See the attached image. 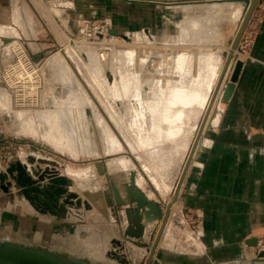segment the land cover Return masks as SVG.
<instances>
[{
  "label": "rangeland",
  "instance_id": "374dc122",
  "mask_svg": "<svg viewBox=\"0 0 264 264\" xmlns=\"http://www.w3.org/2000/svg\"><path fill=\"white\" fill-rule=\"evenodd\" d=\"M2 3L4 2L0 0V19H3L0 28L7 25L17 29L19 38L3 40V47L0 46L3 49L0 52V172H8L18 163L27 164L31 174L33 170H51L55 167L58 173L70 179L69 191L80 197V215L83 218L80 221L74 220L77 217L68 212L66 217L52 215L56 223L44 224L39 218L44 219L47 215L31 207L19 195V188L12 185L9 192L0 189V192L5 193H0V243L6 241L17 246L25 244L41 250L73 253L70 255L80 256V259L126 258L139 262L144 259V255L148 256V250H154L150 264L161 261L179 264L186 258L191 259V264H236V261L216 263L217 259L199 258L200 252L196 246L183 249L158 246L164 229L160 233L161 227L158 228V234L155 235L157 243L151 238H154L159 220L148 223L143 219L141 224L146 229L145 236L133 239L130 246L124 242V237H130L125 234L127 230L123 231V225L118 223L116 231L113 230L115 223L111 221V208L120 207L115 204L114 185L119 191L125 192L123 185H131L130 174L133 171L139 174L138 179L135 178V188L155 197L160 202L164 215L169 205L173 207L174 197L177 193L179 195L184 182L183 180L180 184L193 147L196 129L204 120L202 99L209 90V83L198 78L203 74V65L197 63L206 54L212 62L211 67H220L218 69L223 70L222 65L224 63L225 66L227 62L224 44L227 45L228 39L213 43L203 40V36L194 33L189 24L195 20L213 18L215 29L219 28L228 38L240 17L239 7L231 8L232 17L224 18L221 14L206 10L198 2L175 3L167 7L146 3L130 4L122 0H11L16 11L13 14L10 7ZM263 17L264 0L251 15L246 32L243 33L240 52L246 53V58L261 32ZM84 27L86 31L83 33ZM104 27L108 28L106 38L102 33ZM192 35L200 38L194 37V40H190L189 36ZM19 47L23 50L20 54L17 52ZM131 49L144 54L145 51L150 52L149 62L146 61L145 64L147 72H153V75L164 72L165 76L160 74L158 79L164 82L165 88L164 91L159 90L156 86L157 80L152 77L151 84L148 85L150 89L146 86L140 89L138 75L139 80L136 79L131 88L132 104L127 99H118L116 104L119 111L115 110L116 113L112 104L115 99L112 87L116 82V72L113 69L116 66L121 68L125 64ZM178 51L191 52L189 81L181 86H172L171 74L175 71H170L168 66L166 68L164 65L163 68L159 65L166 58L164 62L174 60V53ZM90 52H94L97 61L100 60L97 63L99 65H96L100 67L103 79L97 78L92 70L93 66L88 62L87 56ZM133 56L137 59L132 64H137L138 67V64L143 63L139 61V56ZM197 56L200 60L198 62L195 61ZM50 58L51 61L46 60ZM12 66L16 69L13 70V73L16 71V77L12 72L11 74L16 79L7 74V69ZM210 66L206 69H210ZM6 75L16 80H13L16 84L9 86ZM139 89L145 96H151L153 90L160 91L159 99L163 102L158 105L160 107L157 109L160 110L156 109V114L145 115H148V120L156 121L155 126L159 125L156 129L149 127L151 123L147 119L135 118L138 114L136 112L145 105L138 102V96H142ZM175 97H179L180 101H176ZM143 98V102L150 101V98L153 100L152 97ZM172 101L176 103V108L170 110ZM125 108L133 113L127 114V119L123 117ZM153 110L156 112L155 108ZM206 124L189 167L209 130L210 125ZM122 160L125 162H121ZM14 174L17 175L16 170ZM33 177L36 178L34 174ZM17 206H21L20 211ZM68 206L65 205L67 209ZM76 209L73 206L69 211ZM187 212L189 210H186L185 216ZM29 213L38 217L33 218ZM191 216V224L195 222L198 226V216L194 210ZM64 221L66 222L62 223ZM89 222L94 224L95 231L84 230ZM160 222L163 227V221ZM101 225L105 229H99ZM137 228L138 225L135 224L133 231L136 232ZM191 237L202 240L192 228ZM113 238L116 240L113 241ZM172 238L176 239L174 235ZM260 242L264 246V239ZM194 245L191 241V246ZM260 248H247L250 257L233 260L242 261L243 264H264L261 261L264 259L257 257Z\"/></svg>",
  "mask_w": 264,
  "mask_h": 264
},
{
  "label": "crops",
  "instance_id": "0c3cea01",
  "mask_svg": "<svg viewBox=\"0 0 264 264\" xmlns=\"http://www.w3.org/2000/svg\"><path fill=\"white\" fill-rule=\"evenodd\" d=\"M1 1L10 7L12 14L16 13L11 0ZM2 21L0 19V24H3ZM16 30L7 25L0 28V46L3 47V40L18 39ZM0 52H3L1 47ZM246 56L242 57L241 72L231 99L223 102L218 117L210 124L201 148L186 173L177 201L171 203L173 207L159 239L160 247L183 249L196 246L199 258L217 259L216 263L236 261V264H243L233 259L250 257L247 248H256L264 239V17L256 43L249 57ZM120 193L125 196L126 191ZM134 207L135 204L111 208L114 231L118 223L123 225V231L129 229L131 222L127 211L134 210ZM191 209L198 216L197 233L202 239H193L194 246H191V219L185 216L186 210ZM68 212L77 217L74 220L83 218L81 209ZM29 214L33 218L37 216ZM46 215L39 220L44 224L56 223L54 216ZM94 217L97 218V215ZM158 223L154 238L158 228L162 227L161 222ZM84 228L87 232L95 231L94 224L90 222ZM99 229H105L104 225ZM173 235L176 239L172 238ZM133 239L124 237V242L131 246ZM139 252L143 253L141 249ZM146 259L147 255H144L139 262L127 261L128 264H143ZM77 260L82 264H118V260L124 259ZM185 263L191 264V259L179 262ZM161 264L169 263L161 261Z\"/></svg>",
  "mask_w": 264,
  "mask_h": 264
},
{
  "label": "bare ground",
  "instance_id": "6f19581e",
  "mask_svg": "<svg viewBox=\"0 0 264 264\" xmlns=\"http://www.w3.org/2000/svg\"><path fill=\"white\" fill-rule=\"evenodd\" d=\"M200 3V5H202L203 6V8H206L208 11H214V12H216V14H221L220 16H223L224 18L226 17V18H228V17H232L231 15L233 14V11H232V9L231 8H233V7H239V12H240V17H238L239 19H238V21H237V23H236V26H235V29H234V31H233V33H232V35L230 36V37H228V38H226L225 37V35L222 33V32H220V29L219 28H217V29H215L216 28V26H215V22H213V20H215V19H213V18H210V19H208V20H195V21H192L189 25H190V27H191V29H192V31L194 32V33H198L199 35H201V36H203V37H201L203 40H208V41H210V42H219V41H221V40H223L224 38H225V40L226 39H228V43H227V45L226 44H224L225 46V51H224V56L226 57V59H228L230 56V60H229V62H228V66H227V70L225 71V74H224V77L222 78V82H221V85H220V87H219V89L217 90V88H218V85H219V82H220V79H221V77H222V74H223V70L221 69H218V68H220V67H216V68H214L215 66H212L213 67V69H211L212 67L210 66V64H212V62L210 61V59H209V55L208 54H206V55H208V56H206V55H201L203 58L201 59V57H200V59H201V62L200 63H197V64H200V66H202L203 65V67H201V70H202V72H203V74L199 77L198 76V78L202 81V80H204L205 82L207 81V83H209V85H208V92H206V94H205V97H204V99H202V105H203V116L205 117V115L208 113V118H207V124L206 125H210V124H212L214 121H215V119L218 117V115H219V113H220V111H221V107H222V104H224L223 102H224V100H223V94H224V92H225V89H226V87H227V84L228 83H230L231 82V77H232V75H233V73H234V70H235V67H236V65H237V63L238 62H242L243 61V59L241 58V57H243L244 55H246V53H241L240 52V48H241V45H242V40H243V38L241 39V41H240V43H239V45L240 46H238V48L237 49H234L233 50V43H234V41H235V39H236V36H237V33H238V31H239V29H240V26L242 25V23H243V21H244V18H245V16H246V13H247V10H248V5L245 3V1H242V0H229V1H226V0H199V1H197V0H193V1H188V3ZM183 3H185V2H183ZM173 4H175V3H168V2H166V1H161V0H159V2H158V5H167V7L169 6V5H173ZM191 5V4H190ZM193 5V4H192ZM161 7V6H160ZM164 8V7H163ZM162 8V9H163ZM170 8V7H169ZM172 8H174L173 6H172ZM208 14H210V13H208ZM211 16V15H210ZM233 23V22H232ZM249 24V23H248ZM248 26V25H247ZM38 27V26H37ZM37 29V28H36ZM39 29V28H38ZM209 29H210V31H209ZM222 29V28H221ZM247 29V28H246ZM246 29H245V31H244V33L246 32ZM37 31V30H36ZM222 31V30H221ZM225 33V32H224ZM35 35H38L37 33L35 34ZM244 35V34H243ZM196 36V35H195ZM195 36H189L190 37V40L191 39H193L194 40V37ZM196 39H199L200 37L198 36V37H195ZM224 42V41H223ZM227 42V41H226ZM11 43V42H10ZM9 43V44H10ZM13 43H15V41L14 42H12V45L11 46H13ZM222 43V42H221ZM8 44V45H9ZM19 44V43H18ZM11 46H10V48H11ZM19 46V45H18ZM21 46V45H20ZM203 46H204V44H203ZM218 46H220V45H218ZM15 47V46H14ZM201 47V46H200ZM243 47V46H242ZM16 48V47H15ZM15 48H14V50H15ZM168 48V47H167ZM221 48V47H220ZM89 49V48H88ZM222 49V48H221ZM13 50V51H14ZM25 50V49H24ZM131 53H130V56L128 55V57H127V54H126V57L128 58V60L125 62V64L121 67V68H119L118 66H116V67H114V69H113V71L114 72H116V82L113 84V87H112V89L114 88V103H112L114 106V111L116 110V111H119L118 109V107H117V104H118V102H117V100L119 99L120 100V98H122L121 100H124V99H127L128 101L127 102H129V104L131 105L132 104V102H133V95L131 94L132 93V84H133V82L136 80V79H138L139 80V77H140V83H139V88L141 89L143 86H146L147 88H149V84H151L150 82H151V80H152V77H155L154 79H156L157 80V84H156V86L157 87H159V90H162V91H164V88H165V84H164V82L162 83V81H159V79H158V77H161V75L163 74V76H165L164 75V72L163 73H156L155 75H153L152 73L153 72H150V71H148L147 72V69L148 68H146V66H145V64H147L146 63V61H148L149 60V54H150V52L148 53V52H146L145 51V54H144V52L142 53V52H138V51H133L132 49L131 50H129ZM129 51H127V52H129ZM143 51V50H142ZM165 51V50H164ZM7 52V51H6ZM6 52H4V53H6ZM16 52V51H15ZM17 52H19V54L20 53H22L23 52V50H22V48L21 47H19L18 48V50H17ZM126 52V53H127ZM171 52V51H170ZM206 52V51H205ZM244 52H246V51H244ZM133 53V54H132ZM143 55H142V54ZM209 53V52H208ZM232 53V54H231ZM87 54V53H86ZM152 54V53H151ZM174 54H176L174 57H173V59L174 60H172V61H170V62H168V61H166V62H164L165 60H167V58L165 59V58H163V59H165L164 61H160L159 60V63H160V65H159V67H163L164 65H165V67L166 66H168V68L169 69H171L170 71H175V72H173L174 74H171L172 75V79H171V81H170V84H173L172 86H181V84H184V83H186L187 81H189L188 79H189V75H190V72L188 71V69H189V67L191 66V52H189V51H183V52H181V51H178V52H175ZM133 55H137V57H138V59H139V61H142L143 63L141 64V65H139L138 64V67H137V64L135 65L134 63L132 64V62L133 61H135L137 58H135ZM153 55H154V53H153ZM172 55H173V53H172ZM198 55V54H197ZM10 56V55H9ZM168 56V55H167ZM20 57H22V56H20ZM168 57H170V56H168ZM53 58V57H52ZM59 58V57H58ZM87 58H88V62H89V64H91L92 66H93V68H92V70H93V72L96 74V76H97V78L98 79H103L104 77L102 76V74L100 73L101 72V70H100V67H97V65H99V64H97V63H99L100 62V60L98 59V61H97V59H96V56H94V52H93V54H91V52L90 53H88V56H87ZM198 58V56L195 58V61H200V60H198L197 59ZM162 59V60H163ZM194 59V58H193ZM46 60H50L51 61V58L50 59H46ZM60 60V59H59ZM105 60V59H104ZM214 60V59H213ZM54 62H55V60H53ZM18 62H20V61H18ZM61 62V61H60ZM149 62V61H148ZM49 63V62H48ZM55 63H57V62H55ZM141 63V62H140ZM164 63V64H163ZM227 63V62H226ZM97 64V65H96ZM102 64V63H101ZM215 64V63H214ZM217 64V63H216ZM15 65V64H14ZM158 65V64H157ZM221 64H219V66H220ZM21 66H23V65H21ZM209 66L211 67L210 69H206V68H209ZM11 67V66H10ZM15 67V66H14ZM205 67V68H204ZM222 67H225L224 66V63H223V65H222ZM17 68V67H16ZM19 68V67H18ZM17 68V69H18ZM156 68V67H155ZM164 68V67H163ZM167 68V67H166ZM165 68V69H166ZM10 69V68H9ZM9 69H7L8 70V72H7V74L9 75H12V74H14L13 73V70H16L15 68L13 69V66H12V68L9 70ZM162 69V68H161ZM165 69H163V70H165ZM6 70V69H5ZM24 70H26L25 68H24ZM157 70H158V68H157ZM191 70V69H190ZM9 71H10V73H9ZM34 71V70H33ZM222 71V72H221ZM6 72V71H5ZM11 72H12V74H11ZM18 72V71H17ZM150 72V73H149ZM19 73H21V72H19ZM19 73H17L18 75H19ZM222 73V74H221ZM5 74V73H4ZM16 74V73H15ZM15 74H14V76H15ZM26 74H27V71H26ZM29 74H31V73H29ZM33 74V73H32ZM161 74V75H160ZM8 75H6L7 76V80L9 81L8 82V84H9V86L10 85H12L13 86V84H16V83H14L16 80H14V79H16V78H14L13 77V75H12V77L14 78V79H12V77L11 76H8ZM17 75V76H18ZM28 75V74H27ZM138 75H139V77H138ZM160 75V76H159ZM170 75V74H169ZM170 75V76H171ZM31 76V75H30ZM4 77V76H3ZM9 77V78H8ZM11 77V78H10ZM16 77V76H15ZM29 77V76H28ZM32 77V76H31ZM4 78H6V77H4ZM162 79H164L163 77H162ZM161 78H160V80H162ZM7 80H5V81H7ZM13 80H14V82H13ZM200 81V82H201ZM99 82V81H98ZM101 82V81H100ZM105 82V81H104ZM202 83V82H201ZM1 85H2V82H1ZM4 85V84H3ZM17 86V85H16ZM22 86V85H21ZM191 86V85H190ZM136 87V86H135ZM180 88V87H179ZM183 88H184V86H183ZM139 89V93H141L142 94V96H138V102L139 103H145V105L143 106V107H141L140 108V110H138L136 113H138V114H136L137 116L135 117L136 119H147L148 120V115H150V114H156L157 113V111H156V109L157 108H159L158 107V105H159V103H163L159 98H161L160 97V95H159V90L157 89V92H155V90H153L151 93L152 94H150L151 96H148L149 94H146V96L143 94V91L142 90H140ZM150 89V88H149ZM174 89V88H173ZM151 90H152V88H151ZM159 91V92H158ZM179 91V90H178ZM181 91V90H180ZM217 92V93H216ZM137 93V92H136ZM161 94V93H160ZM143 96L144 97H146V98H150V97H152L153 98V100L150 98V101L148 100V101H145V102H143L144 100H142V98H143ZM181 96V95H180ZM144 99V98H143ZM175 100L176 101H180V99H179V97H175ZM135 101V100H134ZM185 101H187V100H185ZM117 103V104H116ZM178 103V102H177ZM189 103H190V101H189V99H188V103H187V105H189ZM168 106V105H167ZM176 106V103H173V101L171 102V104H170V106H169V108H170V110H172V108L173 107H175ZM121 107V106H120ZM163 107V106H162ZM133 108V107H132ZM153 108H155V111L156 112H154V110H153ZM176 108V107H175ZM167 109V108H166ZM133 110V109H132ZM158 110V109H157ZM160 110V109H159ZM158 110V111H159ZM174 110V109H173ZM115 111V112H116ZM164 111V110H163ZM161 112V111H160ZM117 113V112H116ZM119 113V112H118ZM148 113V115L147 116H145L146 114ZM127 114H133L132 113V111H130V109H128V108H125L124 109V111H123V117H124V119H125V117L126 116H128ZM158 114H161V113H159L158 112ZM122 116V115H121ZM121 116H120V118H121ZM156 116V115H155ZM159 116V115H158ZM122 117V118H123ZM147 117V118H146ZM128 118H130V117H128ZM156 118H158L157 116H156ZM126 119H127V117H126ZM155 119V118H154ZM152 120H153V118H152ZM149 122V124L151 123V125L149 126L152 130L155 128H157L158 126H155V122H152L151 121V119H149L148 120ZM132 122V121H131ZM141 122V121H140ZM147 122V121H146ZM160 123V122H159ZM142 125V124H141ZM131 127H133V125L131 126ZM144 127V126H143ZM149 128V129H150ZM134 130V129H133ZM199 130H200V126H198L197 127V129H196V134H195V140H196V138H197V135H198V132H199ZM134 132H135V130H134ZM141 132H142V130H141ZM140 133V132H139ZM194 139V138H193ZM195 140H194V142H195ZM129 142V141H128ZM194 142L192 143L193 145H194ZM131 145V144H130ZM32 161V159L30 160V162ZM124 160H122L121 162H123ZM120 162V161H119ZM125 162V161H124ZM129 162V161H128ZM24 166H25V170H26V172H27V174L28 175H30L31 177H32V179H34V181H36V182H38L39 183V186L40 187H46L47 185H48V183H49V179L47 178V177H45L43 180H40V178H39V172H40V169L38 170V171H36V170H33V174L35 175V177L36 178H34L33 177V174H31V173H29V171H28V166H27V164H24V163H22ZM131 164V163H130ZM129 166V165H128ZM133 165H131V166H129V167H132ZM126 167V166H125ZM128 167V168H129ZM127 168V167H126ZM146 169H148L147 167H145ZM146 169H144V170H146ZM53 172H56V174L58 175V176H62V177H65L64 175H62V174H60V173H58V171H57V169L55 168V167H53L52 169H51ZM41 171H43V170H41ZM134 172V171H133ZM146 172H147V170H146ZM148 172H150L149 170H148ZM132 173V172H131ZM152 174V173H151ZM154 174V173H153ZM1 175H7L5 178H3L2 179V177H1ZM131 175V174H130ZM152 176V175H151ZM154 177V176H153ZM152 177V178H153ZM67 178V177H66ZM151 178V177H150ZM69 181H68V184L65 186V189H66V191H67V193H70V194H75V193H72V192H70L69 191V189H68V186L69 185H71V181H70V179L69 178H67ZM155 179V178H154ZM140 181V180H139ZM154 182H156V181H154ZM157 183V182H156ZM12 185H15V186H17V188H19V195L21 196H23L30 204H31V207H34V209H36L39 213H41L40 211H39V209H37L34 205H33V203H32V201L28 198V197H26V195L23 193V190L26 188V187H28V185H25V187H23V185H21L18 181H17V179L16 178H14V177H12L10 174H8L6 171L5 172H0V189H2L4 192H9V189H10V187H12ZM12 191V190H11ZM0 193H2L1 195H3V194H5V193H3V192H0ZM8 194V193H7ZM6 194V195H7ZM6 195H4V197H6ZM18 195V196H19ZM75 195H77V194H75ZM8 197H9V195H7ZM11 196H13V195H11ZM3 197V198H4ZM16 197V196H15ZM65 195H63V197H59L58 199H59V203H58V207L56 206V207H53V210L54 211H56L57 212V214H53V213H51V212H47V213H42V214H51V215H54V216H56V215H63L64 217H66L67 216V214H68V211H69V208H71V207H73V206H75V207H77L76 205H70L69 203H67L66 201H65ZM79 197V196H78ZM1 198V197H0ZM80 198V197H79ZM7 199V198H6ZM12 199V198H11ZM18 199H20V198H18ZM9 200V199H8ZM7 200V201H8ZM13 200V199H12ZM11 200V201H12ZM14 200H15V198H14ZM6 201V202H7ZM20 201V200H19ZM61 201H62V203H61ZM72 201L73 202H75L76 201V199H72ZM5 202V201H4ZM26 203V202H25ZM63 203H64V205H63ZM174 203V202H173ZM20 204V203H19ZM23 204V203H22ZM6 205H9L8 203L6 204ZM14 205V204H13ZM21 205V204H20ZM65 205H69L68 207V209H67V207H65ZM11 206H12V204H11ZM19 206V205H18ZM18 206H17V209H19V211H20V208H21V206H20V208H18ZM10 207V206H9ZM26 207V206H25ZM28 207V206H27ZM61 207V208H60ZM11 208V207H10ZM12 208H14V207H12ZM11 208V209H12ZM29 208V207H28ZM27 208V209H28ZM81 207H77V209H80ZM32 209V208H31ZM31 209H29V210H31ZM25 210V209H24ZM34 211V210H33ZM58 218V217H57ZM156 222V221H155ZM147 236H148V234H147ZM152 240H153V237L151 238ZM156 240V239H155ZM191 241H193V238L191 237ZM44 247V246H43ZM1 248H4V249H7V250H10V251H14V252H17V253H22L23 255H30V256H35V257H37V258H39V259H42V260H45V261H52V262H55V263H57V264H82V263H79L78 261L79 260H77V259H80V256L79 257H77V256H75V255H70V254H73V253H65V252H55L54 250L52 251H49L48 249L46 250H41V249H38V248H31L29 245H23V246H17L15 243H13V242H6V241H3L2 243H0V249ZM148 250V249H147ZM149 251V254H148V256L147 257H149V255H150V250H148ZM110 256V255H109ZM115 256V255H114ZM117 256V255H116ZM115 258V257H114ZM1 259V258H0ZM23 259V258H22ZM122 259H124V258H122ZM9 260H7V261H3V260H0V264H25V263H22V262H15V261H9ZM88 262V261H87ZM118 264H122V263H126V258L122 261V260H118V262H117ZM85 264V263H84ZM88 264H90V262L88 263Z\"/></svg>",
  "mask_w": 264,
  "mask_h": 264
},
{
  "label": "water",
  "instance_id": "95a60500",
  "mask_svg": "<svg viewBox=\"0 0 264 264\" xmlns=\"http://www.w3.org/2000/svg\"><path fill=\"white\" fill-rule=\"evenodd\" d=\"M122 1H125L130 4L146 3V4H152V5L154 4L156 5L159 2V0H122ZM188 1H193V0L172 1L168 3H183V2H188ZM226 1H229V0H226ZM242 1H245V3L248 5V10L244 18V21L242 25L240 26V29L237 33L236 39L233 43V47H232L233 50L238 48L239 43L243 37V33L245 29L247 28V25L251 18V15L256 10V8L262 3V0H242ZM113 34H116V32L113 31ZM230 57L227 59V63L223 69V74H222L217 90L219 89L221 82H222V78L224 77L225 71L227 70ZM241 68H242V62L240 61L237 63L234 73L231 77V82L227 84V87L223 94V100L225 103L229 102V100L231 99L234 93L235 85L239 78ZM207 118H208V113L205 115L203 123L200 126V130L198 132L197 138L194 142V145L192 147L188 161L185 165L180 184H182L185 178V175L187 173V170L189 168V165L191 163V160L194 154L196 153L197 146L199 144L201 134L203 133V129L205 127ZM15 170L17 171V175L14 174ZM7 173L10 174L12 177L16 178L17 181L21 185H23V187H25V185H28V187H26L23 190V193L26 195V197H28L32 201L33 205L37 209H39L41 213H47L49 211L53 214H57V212L53 210V207H56V206L58 207V203H59L58 198L63 197V195L66 196L65 201L69 203L70 205H76L77 207L81 206L80 198L75 194L67 193L65 189V186L68 184L69 180L66 177L58 176L56 172H53L52 170L47 169V170L41 171L40 169V172H39L40 180H43L45 177L49 179L48 185L44 188L40 187L39 183L34 181V179H32V177L27 174L25 170V166L22 163H18L16 166L9 169ZM6 176L7 175H1L2 179L5 178ZM138 176L139 174H137L136 172H132L130 175L131 185L129 186H127L126 184L123 185L126 189L125 196L121 195L119 189L115 185L113 188L114 195H115V202H116L115 204L117 206L122 207L126 205L130 206L132 204H135L134 210L129 209L127 211L128 215L130 216L129 221L131 222V224L129 225V229H127V231L125 232L126 236L134 238V239H141L145 236L146 229L141 224L143 219L145 220V222H148V223H153L156 220L163 221V227H161L160 229V233H162L165 227L167 218L169 216V209L171 208V206L169 205V207L167 208V213H165L164 215L162 209L160 208V202L155 197H151L150 195L148 196L146 193L141 192L140 190H137L135 188L137 186V183L135 182V178L138 179ZM177 197H178V193L174 197V200H173L174 202H176ZM73 198L76 199L75 202L72 201ZM135 224L136 226L138 225L137 232L133 231ZM157 242H158V239H156V243ZM138 244L140 246H143L142 243H138ZM153 253H154V250H150V255L145 264L151 263V258H152ZM257 257L258 259H264V250L259 251ZM0 258H1L0 260H3V261L9 260L11 262L15 261V262H22L25 264H57L52 261H45L35 256L23 255L22 253H17V252L10 251L4 248L0 249ZM122 264H128V261L126 260V263H122ZM158 264H161V263L159 262ZM253 264H256V263H253Z\"/></svg>",
  "mask_w": 264,
  "mask_h": 264
},
{
  "label": "built area",
  "instance_id": "2783aa9c",
  "mask_svg": "<svg viewBox=\"0 0 264 264\" xmlns=\"http://www.w3.org/2000/svg\"><path fill=\"white\" fill-rule=\"evenodd\" d=\"M107 29H108L107 27H104V28L102 29V33L104 34V38L107 37V33H108ZM85 31H86V28H85V27L82 28V32L84 33ZM103 34H102V36H103ZM191 215H192V210H191V211L189 210V212H187L186 218H190V219H191V217H192ZM190 222H191V220H190ZM191 228H192L193 230L197 231V226H196V223H195V222H192V224H191ZM258 247H261V248L259 249V251L264 250V246L261 244V242H259Z\"/></svg>",
  "mask_w": 264,
  "mask_h": 264
}]
</instances>
